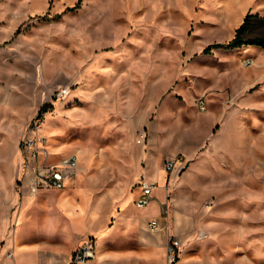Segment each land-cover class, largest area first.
<instances>
[{
  "label": "rangeland",
  "instance_id": "374dc122",
  "mask_svg": "<svg viewBox=\"0 0 264 264\" xmlns=\"http://www.w3.org/2000/svg\"><path fill=\"white\" fill-rule=\"evenodd\" d=\"M76 3L0 0V264H63L77 237L133 232L132 206L158 210L184 249L198 232L178 216L264 251V46L204 51L247 13V35L264 34V0ZM42 106L50 159L79 161L63 189L32 194L22 140ZM180 152L187 165L166 171ZM144 178L154 197L137 206Z\"/></svg>",
  "mask_w": 264,
  "mask_h": 264
},
{
  "label": "crops",
  "instance_id": "0c3cea01",
  "mask_svg": "<svg viewBox=\"0 0 264 264\" xmlns=\"http://www.w3.org/2000/svg\"><path fill=\"white\" fill-rule=\"evenodd\" d=\"M46 189L50 188H42L38 192ZM27 193L30 194L28 191ZM134 207L130 208L132 214L126 215L128 222L133 224V232H131V226L126 234L116 231L115 228L93 230L98 233V238H96L98 240L97 254L94 258L80 264H169L167 252L169 237L167 239L161 228L153 229V233L145 228L147 224L149 226L151 216L156 215L158 210L155 214L147 215L143 212H137ZM153 218H157L161 222L160 218ZM176 221L177 229L181 233H185L190 227L193 232L194 230L198 232V235L192 238L186 249L183 248L184 251L181 253L177 264H264V251H251L247 249V245L243 247L244 249H231L225 244L230 243L229 240L233 238L232 234H228L226 238L220 231L221 236H218V229H216L215 224L216 228L208 221L205 222L206 220H198L197 224L192 221V223L184 225L181 216H178ZM80 239L81 237H77L71 248L65 252L64 262L83 242H80Z\"/></svg>",
  "mask_w": 264,
  "mask_h": 264
},
{
  "label": "built area",
  "instance_id": "2783aa9c",
  "mask_svg": "<svg viewBox=\"0 0 264 264\" xmlns=\"http://www.w3.org/2000/svg\"><path fill=\"white\" fill-rule=\"evenodd\" d=\"M70 86L63 85L53 90V95L57 97L65 96L69 93ZM199 105L202 109L207 107L205 101L200 99ZM43 112H38L31 120L29 132L22 140V163L24 167V176L30 173V187L33 192H38L42 188L63 189L70 176L78 165V155L70 153L62 156L59 161L50 159L51 152L45 146V139L40 134V128L43 123ZM147 137L146 131L142 130L138 135V141L143 142ZM43 159L40 160V157ZM180 162V165H179ZM188 163L186 156L180 152L176 155H170L164 160L166 171H172L175 167L179 170ZM156 182L147 178L141 180V191L136 198L138 206H145L153 198ZM149 226L152 229L163 228L164 225L157 218L149 220ZM184 246L182 241L175 233L169 234L167 244L169 264H177L181 256V250ZM97 254V239L89 235L78 247L71 253L69 259L63 264H80L88 259L94 258Z\"/></svg>",
  "mask_w": 264,
  "mask_h": 264
},
{
  "label": "trees",
  "instance_id": "16d2710c",
  "mask_svg": "<svg viewBox=\"0 0 264 264\" xmlns=\"http://www.w3.org/2000/svg\"><path fill=\"white\" fill-rule=\"evenodd\" d=\"M80 2L81 0H77L76 4H79ZM255 15L258 14L247 13L244 21L236 28L235 34L231 39L223 42L216 41L210 43L204 47V51L210 52L213 48H237L249 44L264 46V34L247 35L248 26L252 23L251 18H253ZM46 108V106H42L40 112H42Z\"/></svg>",
  "mask_w": 264,
  "mask_h": 264
}]
</instances>
